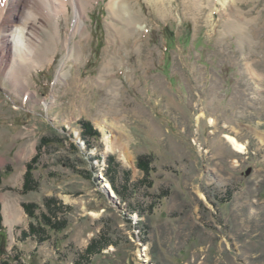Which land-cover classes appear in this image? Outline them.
Listing matches in <instances>:
<instances>
[{
	"label": "rangeland",
	"instance_id": "obj_1",
	"mask_svg": "<svg viewBox=\"0 0 264 264\" xmlns=\"http://www.w3.org/2000/svg\"><path fill=\"white\" fill-rule=\"evenodd\" d=\"M108 2L77 32L71 6L60 17L34 96L0 75V264H264V0H124L114 18ZM53 198L68 227L24 237L25 204ZM93 240L108 246L86 259Z\"/></svg>",
	"mask_w": 264,
	"mask_h": 264
},
{
	"label": "bare ground",
	"instance_id": "obj_2",
	"mask_svg": "<svg viewBox=\"0 0 264 264\" xmlns=\"http://www.w3.org/2000/svg\"><path fill=\"white\" fill-rule=\"evenodd\" d=\"M153 1L159 9H165L166 0H151V3ZM89 2L90 0H0V75L9 80L16 92L24 93L27 98L35 95L29 89L30 75L32 70L44 65L43 53L46 46L51 44L54 47V41L59 37L57 25L60 17L67 16L71 6L75 17L73 32L79 31ZM107 4L113 18L116 17L113 10H120L118 13H121L125 8L124 0H109ZM126 19L129 26H136L134 16ZM50 27L51 32H47ZM43 33H49L53 42L43 41ZM70 39L67 36L63 41L67 49ZM45 103L49 105L47 101ZM102 130L106 134L105 127ZM227 140L236 150L245 151V144L237 138L228 136ZM104 141L108 151L116 149L117 141L114 142L106 135ZM122 147H118L121 157L128 163V154Z\"/></svg>",
	"mask_w": 264,
	"mask_h": 264
},
{
	"label": "trees",
	"instance_id": "obj_3",
	"mask_svg": "<svg viewBox=\"0 0 264 264\" xmlns=\"http://www.w3.org/2000/svg\"><path fill=\"white\" fill-rule=\"evenodd\" d=\"M82 128H83V135L84 137H87L88 139H95L98 140L100 137L99 131L96 130L92 123L89 121H82ZM109 161V169L107 170L106 174L109 178L110 183L112 184L111 187L119 194L121 195V192L119 191V188L116 187V182L113 180L112 172L114 169L118 171V168L120 165H118L115 161V158H111ZM139 166L143 171L146 173V175H149V168L150 164L147 161L141 162L139 161ZM32 167H28V171L25 178V185H24V192L31 191V188L35 187V184H33L34 180L32 181ZM112 171V172H111ZM116 172V171H115ZM34 186V187H33ZM46 212H42L40 215L37 214V210L40 209V207L37 204L30 203L25 204V210L27 211L28 215L34 219L36 222L31 224L30 230L28 232H24V237H33L35 238L39 243H43L49 239L48 236L52 231H62L65 228L68 227V220L65 216L66 212L65 210H68L69 208L63 206L61 203H59L56 199H47L46 200ZM2 218L0 216V224H2ZM5 229L1 226L0 227V257L7 255V248L8 247V240L6 235ZM98 240H93L91 244L87 247L86 250H84V253L82 257L89 258L90 256L99 254L100 251L108 245H105L104 247L98 246ZM19 260V259H17ZM5 264H11L10 261H4Z\"/></svg>",
	"mask_w": 264,
	"mask_h": 264
}]
</instances>
